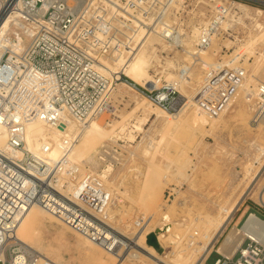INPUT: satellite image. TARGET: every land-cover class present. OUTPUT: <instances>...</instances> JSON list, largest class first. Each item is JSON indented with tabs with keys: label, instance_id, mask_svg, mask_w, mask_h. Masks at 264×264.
<instances>
[{
	"label": "built area",
	"instance_id": "1",
	"mask_svg": "<svg viewBox=\"0 0 264 264\" xmlns=\"http://www.w3.org/2000/svg\"><path fill=\"white\" fill-rule=\"evenodd\" d=\"M2 1L0 16L9 12V17L21 25L9 37L13 41L21 38L24 45L15 53L6 49L0 58V133L4 131L6 141L0 145L2 264L40 262L38 253L13 242L25 214L34 206L115 253L122 242L106 223L111 195L80 175L70 158L78 137L61 141V154L52 160L49 146H43L39 156L25 149L27 126L41 121L67 128L70 118L83 128L89 120L108 114L110 96L117 85L113 87L98 65L112 63L124 49L139 46L141 43L135 40L141 28L148 37L158 39L159 47L168 46L174 53L186 51L191 36L195 54L208 50L219 36L233 38L236 28L249 20L236 9L237 4L251 1L264 6V0L219 1L214 9L206 7L208 16L197 11L199 5L194 7L193 0H184L179 8L175 7L177 0H23L19 9L11 5L4 12ZM237 20L239 23H235ZM181 26L187 35L179 33ZM160 56L149 71L152 84L137 85L125 75H119L118 83L124 81L156 108L173 113L180 102L179 88L186 68L176 63L175 78L167 79V57L163 53ZM245 74L243 69L217 67L205 71L196 100L209 118L220 115ZM258 93L264 100V82L259 84ZM262 106L257 110L259 116ZM258 207L264 210V202ZM251 234L245 236L235 255L218 253L214 264H264V243L260 236Z\"/></svg>",
	"mask_w": 264,
	"mask_h": 264
},
{
	"label": "rangeland",
	"instance_id": "2",
	"mask_svg": "<svg viewBox=\"0 0 264 264\" xmlns=\"http://www.w3.org/2000/svg\"><path fill=\"white\" fill-rule=\"evenodd\" d=\"M196 3L197 0L192 2L194 7ZM241 4L250 5L252 8L250 16L258 17L260 24L264 26V14L258 16L255 11L256 9L264 11V6L251 1H244ZM181 5L182 3L176 2L175 7L179 8ZM202 7L199 6L197 11L199 12ZM205 9L207 8H203L202 11ZM254 24L250 20L244 22L236 28L233 38L219 36L208 50L201 51V57H206L205 59L211 63L218 61L220 64L216 67H222L224 70L221 64L231 60L235 50L241 47V55L235 65L247 73L230 95L231 98L224 110L215 118H209L199 105L196 107L194 104L198 103L193 98H197V92L202 87L203 75L210 69L197 62L199 58L195 56L198 53L191 56L189 64L193 66L192 70L186 66L188 63L184 66L186 76L179 88L180 102L173 113L156 108L145 96L128 89L126 85H117L115 91H112L111 111L99 120V125L102 124L107 130L118 124L115 132H120L119 125H127L128 131H132V125L136 120L143 118L141 112H136L139 110L137 102L146 100L154 110L153 118L144 130H133L134 140L126 137L114 141L105 140L103 130L99 129L95 134L103 139V145L98 151L86 153L85 157L81 158V170L86 175L93 176L91 177L93 181L99 179L98 174L108 171L110 165L113 166L104 187L111 195L106 223L113 225V230L117 234L127 232L131 236L130 242L120 248L119 255H122L126 248L138 250L134 246L135 238L147 241L149 236L155 235L157 238L169 229L180 231L179 227L172 226L186 219L189 227L199 216L213 220L217 216L221 217L222 208L236 205L234 214L221 229L222 233L218 235L211 249L208 262L204 263L214 264L219 257L218 251L229 234L242 229L251 214H256L264 221V210H259L257 201V194L264 189V157L258 159L257 153L251 147L252 144L264 146V133L261 134L256 129L264 122L257 120L254 123L257 110L263 103L258 99L251 106L249 93L258 91L259 84L264 82V65L263 70L257 69L259 59L264 56V44L257 40L255 51L250 50L252 45L250 40L259 34ZM17 41L11 40L14 45H17ZM153 44L161 51L160 55L163 53L167 57L165 59L169 75L167 79L175 78L177 66L174 67V64L176 65L175 62L185 51L174 53L169 48L159 47L157 41ZM188 49L187 47L186 50ZM192 49L194 53L195 47L192 46ZM153 66L147 71L149 75ZM244 85L247 86L244 88ZM165 111L173 115L172 120L168 118L169 116H162ZM103 151L107 153L104 154ZM134 160L139 163L135 170L132 168ZM182 173L187 178H182L180 176ZM159 192L163 193L162 197ZM217 218L214 221L219 223L222 217L218 220ZM47 225L49 233L44 237L45 244H54L62 227L57 224ZM197 229L199 227L196 226L194 230ZM192 232L190 234H193ZM75 234L74 231L67 229V236L72 243L66 242L62 246H55V249H59L65 257L64 264H85ZM181 234H186V228ZM58 242L60 241L56 243ZM170 252L172 249L163 251L166 256ZM191 257L192 255L182 259Z\"/></svg>",
	"mask_w": 264,
	"mask_h": 264
},
{
	"label": "bare ground",
	"instance_id": "3",
	"mask_svg": "<svg viewBox=\"0 0 264 264\" xmlns=\"http://www.w3.org/2000/svg\"><path fill=\"white\" fill-rule=\"evenodd\" d=\"M196 1V0H193ZM219 1L223 0H197V4L199 6H203L200 8L201 15H206V11L208 8L202 11L203 8L210 7L215 8L214 3H218ZM176 2L182 3L184 0H177ZM176 4V3H175ZM12 5L19 9L23 6V0H3L2 1V10H7ZM250 6V5H249ZM244 4H237L236 9H239L243 13V17L248 18L250 21H253L255 30H259L258 36L252 38L251 41V49L255 51V42L259 40L262 44H264V26L260 24L258 17L253 18L250 16V11L252 10ZM258 16L264 14L262 10H255ZM240 15V14H238ZM237 17V16H236ZM251 17V18H250ZM240 21H242L241 16H239ZM239 23L237 20L235 23ZM246 23V22H245ZM20 28L21 25L19 21L13 17H9V12L7 14H2L0 16V58L3 57L6 49H9L12 53L19 52L24 45H22L21 38L18 39L17 45L12 44L10 40V35L12 32H15V29ZM253 28V29H254ZM193 38L197 37V29L194 27L193 29ZM253 30V31H255ZM179 33L182 35H187L182 26L179 28ZM155 38L153 40L152 38ZM154 41H158V39L154 36H149L144 28H141L138 33L136 34L135 43L140 42L139 46L133 45L130 48L124 49L125 51L115 56L112 63H104L98 65L99 71L106 77H108L113 82V87L116 85H126L124 82H119V75H125L132 79L137 85H150L152 84V78L147 73L148 69L153 66L155 60L159 59L160 52L156 49V45L154 47ZM189 48L185 51L184 54L179 56L178 60L175 63H180L185 66V64H189L192 60L191 56L193 55L192 46H194V41L189 36L187 39ZM163 49H168L162 46ZM162 49V50H163ZM248 49H243V51H250ZM241 47L240 49H236L235 52L232 54V58L229 61H224L223 65L224 70H235L238 69L235 63L239 60L241 55ZM252 52V51H251ZM250 52V53H251ZM201 53L199 52V63L204 65V67H216L218 64L217 62L211 63L206 57H201ZM195 55V54H194ZM193 55V56H194ZM206 56V55H205ZM231 56V55H230ZM220 62V61H219ZM256 62V61H255ZM258 70H263L264 65V56L262 55L258 62ZM200 64V65H201ZM220 64V63H219ZM218 64V66H219ZM198 65V64H197ZM177 65L174 64V67ZM217 66V67H218ZM222 68V67H221ZM220 68V69H221ZM169 74V72H168ZM169 76V75H167ZM249 78V77H248ZM252 78V77H251ZM247 85H244V88ZM126 87L132 90L129 86ZM250 104L251 106L257 101L258 99L262 101L263 112L259 116L257 113L258 119L263 120L264 122V100L260 98L258 91H250ZM196 95V93H195ZM196 98H193L195 100ZM194 102V101H193ZM197 102V100L195 101ZM148 101L142 100L137 102L138 104V111L141 112L143 118H138L135 124L132 125L133 130L142 131L144 127L148 126L150 121L153 118L154 110L151 108V104H147ZM197 107L198 103H194ZM143 106V107H142ZM104 116V115H103ZM101 116L98 119H91L88 121L87 125L82 128L79 124H77L73 119L68 118L67 128L65 126H58L54 127V125H49L47 123L41 121H35L29 124L26 128L28 133L25 135V149L33 154L40 155V151L43 146H49L51 148V155L50 159L55 160L57 159L60 154V142L66 139H74L78 137L77 142L73 150L71 151V160L73 163L77 165L80 171V175L87 177L89 181H93V176L86 175L83 170H81L80 165L82 164V159L85 157L86 153H92V151H98V149L103 145V139L97 136V133L100 130H103V136L105 140L114 141L117 138H127L134 140L135 136L133 135L134 131H128L127 125L120 126V132H115L118 124H114L111 130H107L105 126L99 125L100 119L103 117ZM163 117L169 116L168 118L172 120L173 115L168 112H164L162 114ZM102 120V119H101ZM169 121V120H168ZM132 122V121H131ZM62 129V131L60 130ZM256 129L259 133H264V123L260 126H257ZM121 136V137H120ZM0 145H5V133L2 131L0 133ZM262 142V140L260 141ZM80 143V145H79ZM78 144V145H77ZM254 148L255 152L257 153L258 159L260 157H264V146H258L255 144L251 145ZM106 154V151H103ZM249 155V154H248ZM251 155V154H250ZM105 156V155H103ZM256 159V158H255ZM111 160V159H110ZM180 160V159H179ZM109 161V160H108ZM178 161V160H177ZM176 161V162H177ZM175 163V161H174ZM254 163V162H253ZM139 163L137 160L133 161L132 168L135 170L138 167ZM113 171V166L110 165L108 167V171H104L102 174H98V178H96V183L99 184L101 187H105L106 183L109 180L110 172ZM182 178H187V176L182 173L180 175ZM92 177V178H91ZM181 178V179H182ZM119 186H116L118 188ZM158 191V189H157ZM176 190L174 189V192ZM154 192V191H153ZM157 193V192H156ZM160 197H162L163 193L159 192ZM151 195L153 193L151 192ZM150 195V196H151ZM153 197V196H151ZM157 197H159L157 195ZM159 197V198H160ZM154 198V197H153ZM159 201V200H158ZM257 201L259 204H263L264 202V189L261 190L260 193L257 194ZM239 202V201H238ZM185 206V205H184ZM236 205H231L228 208H222L220 210L221 217H215L214 219L221 218L219 223H216L214 219L205 218V216H199L193 220L192 225L188 227L186 219L182 220L178 224L172 227H179L180 231H173L167 230V234L164 233L161 236L157 237L158 247L150 246L146 240H140L135 238L134 246L137 249L126 248L122 255H119L120 248L123 247L124 244L130 242L131 236L124 232L119 235V239L122 242V245L118 248L115 253H109L104 248L92 243L88 238L84 237L83 235L77 233L76 231L72 230L66 224L62 223L57 217L49 214L45 210H43L39 206H34L27 211L24 216V220L16 233V240L13 241L16 243H21L24 247H26L29 251L33 253H38L40 256V262L38 264H46L51 262L52 264H64L65 257L61 254V251L58 249L56 250L55 246H62L64 243H72L70 238L67 236V229L69 231H74L76 234V241L78 242V246L81 248V255L84 257L85 264H204L206 259L210 257L211 249L214 246V243L220 233H222V228H224L225 224L230 220L234 211L236 209ZM110 207V206H109ZM108 207V208H109ZM108 209L106 210L107 214ZM168 214V212H167ZM219 215V213H218ZM169 217V215H167ZM204 217V218H203ZM207 217V216H206ZM212 218V217H210ZM169 219V218H168ZM57 224L58 226L62 227L57 238H55L54 242L60 241L58 243H49L45 244L44 237L48 235V225L47 224ZM199 227V229L194 230L195 227ZM113 229V225H110ZM200 227L202 229L200 230ZM71 230H70V229ZM186 228V234H181V231ZM200 230V231H199ZM193 231V232H192ZM251 231L261 237L262 242L264 243V221L261 220L256 215L252 214L249 220L245 223L242 229L234 230L229 234L228 238L226 239L225 243L222 244L223 246L219 249V253L221 255L231 257L235 255L238 248L244 242L245 236H251ZM192 232L193 234H190ZM188 234V235H187ZM63 241V243H62ZM133 244V243H131ZM172 249V252L166 256V252ZM144 252V253H142ZM163 253V254H162ZM212 253V252H211ZM189 259L183 260L182 257L191 256ZM80 258V257H79ZM4 259H0V264L3 263Z\"/></svg>",
	"mask_w": 264,
	"mask_h": 264
},
{
	"label": "water",
	"instance_id": "4",
	"mask_svg": "<svg viewBox=\"0 0 264 264\" xmlns=\"http://www.w3.org/2000/svg\"><path fill=\"white\" fill-rule=\"evenodd\" d=\"M147 243L150 245V246H154V247H158V243H157V238L155 235H151L147 238Z\"/></svg>",
	"mask_w": 264,
	"mask_h": 264
},
{
	"label": "crops",
	"instance_id": "5",
	"mask_svg": "<svg viewBox=\"0 0 264 264\" xmlns=\"http://www.w3.org/2000/svg\"><path fill=\"white\" fill-rule=\"evenodd\" d=\"M259 208V207H258ZM259 210H261L260 208H259ZM258 217V216H257ZM218 253H219V251H218ZM220 254V253H219ZM209 258V257H208ZM208 258L206 259L207 260V262H208Z\"/></svg>",
	"mask_w": 264,
	"mask_h": 264
}]
</instances>
